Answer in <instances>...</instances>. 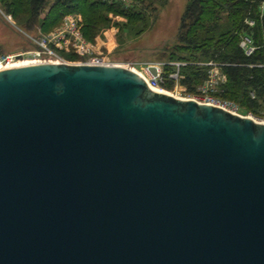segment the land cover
<instances>
[{
    "label": "water",
    "instance_id": "water-1",
    "mask_svg": "<svg viewBox=\"0 0 264 264\" xmlns=\"http://www.w3.org/2000/svg\"><path fill=\"white\" fill-rule=\"evenodd\" d=\"M0 264H264V124L123 67L0 71Z\"/></svg>",
    "mask_w": 264,
    "mask_h": 264
},
{
    "label": "rangeland",
    "instance_id": "rangeland-1",
    "mask_svg": "<svg viewBox=\"0 0 264 264\" xmlns=\"http://www.w3.org/2000/svg\"><path fill=\"white\" fill-rule=\"evenodd\" d=\"M55 1H44L37 21L41 22L46 18L47 11ZM103 1L108 4L119 5L131 13L135 9L141 8V5L136 3L137 0ZM154 3L151 7L142 10L141 14L135 16L134 20L118 13L103 11L101 12L102 21L96 24L92 31L89 30L87 36L83 34L87 18L79 12L64 15L61 21L48 30L40 26L28 32L19 26L17 19L8 13L6 14L0 8V53L26 54L33 51L35 46L31 39H42L58 34L64 28L63 19L65 17L78 16L81 40L88 50L84 54L78 53L71 43L67 49H64L63 46L61 50H55L52 61L77 65L90 58H96L106 65L123 67L139 74H145L144 72L148 67L158 68L161 74L158 89L170 96L194 100L200 104H206L208 98L221 103L230 101L238 108L239 115L261 122L264 117V106L254 107L247 102L235 101L220 95V89L226 85V76L222 71L224 64L219 63L217 65L214 61L203 62L199 60L196 65L205 69V78L199 84H195L186 78L189 71L187 66L191 58L190 53L187 50L175 48V45H178L180 35L185 34L187 29V25L184 26L186 24L184 12L188 1L162 0L159 3L154 1ZM245 20L249 21L250 19L246 18ZM77 21L79 20L77 19ZM27 57L29 56L26 55L25 58ZM209 63L216 66L215 70L220 76L215 83L208 85L206 92H203L201 89L204 84L210 83L208 75L210 67H206V64ZM248 96L254 99L255 92L251 91ZM255 104H261V101L258 100Z\"/></svg>",
    "mask_w": 264,
    "mask_h": 264
},
{
    "label": "trees",
    "instance_id": "trees-1",
    "mask_svg": "<svg viewBox=\"0 0 264 264\" xmlns=\"http://www.w3.org/2000/svg\"><path fill=\"white\" fill-rule=\"evenodd\" d=\"M45 0H0V8L19 21L25 31H33L43 26L45 30L54 27L64 15L79 12L87 18L84 36L102 21L101 12L118 13L134 20L154 1L137 0L141 8L133 13L123 7L102 0H56L46 13V18L38 20L39 11ZM184 22L187 25L185 34L180 35L175 48L190 53L188 74L186 78L199 84L205 78L203 67L197 62L224 64L222 71L226 76V85L220 89V95L235 101L247 102L251 106H264V69L256 65L264 64V17L260 18L259 6L264 0H187ZM254 22V27L245 26V19ZM246 34L260 47L251 57L243 55L238 48L239 36ZM199 54V55H197ZM198 56V57H197ZM188 81V82H189ZM251 91L255 98L251 99ZM254 100L261 101L255 104ZM264 110V107H263Z\"/></svg>",
    "mask_w": 264,
    "mask_h": 264
},
{
    "label": "built area",
    "instance_id": "built-area-1",
    "mask_svg": "<svg viewBox=\"0 0 264 264\" xmlns=\"http://www.w3.org/2000/svg\"><path fill=\"white\" fill-rule=\"evenodd\" d=\"M258 12L260 14V17H264V3L260 4ZM77 19L79 21H77ZM63 20H64V28L62 29L60 33L52 35L47 38L44 37L42 39H31L32 44L35 46V48H33V51H30L26 54L0 53V68L3 70H6V69H11L12 67L19 65V64L33 65L35 63L36 64L58 63V62L52 61L55 55V50L57 49L61 50L63 46H64L63 47L64 49H67L71 45V43H73L72 47H74V50H76V52L84 54L88 49L86 48L83 41L81 40V36L79 33V29H78V23L80 22L79 17L78 16H67ZM245 26L252 28L254 26V22L251 20L249 21L246 20ZM238 48L241 50L244 56L251 57L252 55H254L256 51L259 50L260 47H258L254 43V40L250 36L246 34H242L239 36ZM263 52H264V48H263ZM26 55L29 57L25 58ZM81 64H84V65L92 64L94 66H105L106 65V63L104 64L102 61L96 58H90L89 60ZM106 66H109V65H106ZM256 66L264 69V64H260V66L259 65H256ZM206 67H210V69H208L210 83L206 85L204 84V86L201 89L203 92L207 90V87L209 84L212 85L213 83H215V81L220 76L218 71L215 70L216 66L213 65L212 63L206 64ZM155 69H156L155 76H152L149 73L148 69L146 70V72H144L145 73L144 75L147 77L149 85L151 87L158 88V81L161 78L160 76L161 74L158 68H155ZM207 101L208 102L206 104L219 107V109L221 108L231 114L241 116L238 114V111H237L238 108L235 106L234 103L230 101L221 103L211 98H208ZM259 123L264 124V117L262 121Z\"/></svg>",
    "mask_w": 264,
    "mask_h": 264
},
{
    "label": "bare ground",
    "instance_id": "bare-ground-1",
    "mask_svg": "<svg viewBox=\"0 0 264 264\" xmlns=\"http://www.w3.org/2000/svg\"><path fill=\"white\" fill-rule=\"evenodd\" d=\"M27 65H28V64H19V65H16V66L12 67V68H17V67L27 66ZM2 70H3V69L0 68V71H2ZM130 71H131V70H130ZM132 72H133V71H132ZM136 74H137L139 77H141V78L146 82V84L149 86V88H150L153 92L169 95V94H167L166 92H164V91H162V90H160V89H158V88H153V87H151V86L149 85V82H148L147 77H146L144 74H139V73H137V72H136ZM169 96H170V95H169ZM172 97H173V96H172ZM174 98H177V99H180V100H183V101L187 100V99H185V98H180V97H174Z\"/></svg>",
    "mask_w": 264,
    "mask_h": 264
}]
</instances>
